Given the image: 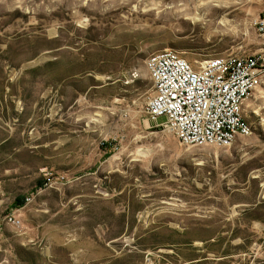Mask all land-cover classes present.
<instances>
[{
    "label": "rangeland",
    "instance_id": "374dc122",
    "mask_svg": "<svg viewBox=\"0 0 264 264\" xmlns=\"http://www.w3.org/2000/svg\"><path fill=\"white\" fill-rule=\"evenodd\" d=\"M263 13L0 0V264H264V84L244 107L251 134L228 147L185 146L145 114L149 55L264 51Z\"/></svg>",
    "mask_w": 264,
    "mask_h": 264
},
{
    "label": "built area",
    "instance_id": "2783aa9c",
    "mask_svg": "<svg viewBox=\"0 0 264 264\" xmlns=\"http://www.w3.org/2000/svg\"><path fill=\"white\" fill-rule=\"evenodd\" d=\"M253 26L264 36V13ZM145 66L153 89L145 114L155 128L185 146L228 147L251 134L244 107L264 84V51L191 63L164 49L149 55Z\"/></svg>",
    "mask_w": 264,
    "mask_h": 264
},
{
    "label": "trees",
    "instance_id": "16d2710c",
    "mask_svg": "<svg viewBox=\"0 0 264 264\" xmlns=\"http://www.w3.org/2000/svg\"><path fill=\"white\" fill-rule=\"evenodd\" d=\"M107 145H109V143H104L103 144V151L106 149ZM43 185V182L39 181L37 183V186H42ZM26 202V198L23 197V196H19L15 199V202L13 203L12 205V208L13 209H18V208H21ZM262 207L264 208V203L262 205ZM256 217V216H255ZM257 219H261L260 217H256Z\"/></svg>",
    "mask_w": 264,
    "mask_h": 264
}]
</instances>
